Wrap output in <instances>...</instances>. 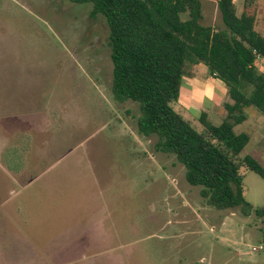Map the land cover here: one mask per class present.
<instances>
[{
	"label": "rangeland",
	"instance_id": "374dc122",
	"mask_svg": "<svg viewBox=\"0 0 264 264\" xmlns=\"http://www.w3.org/2000/svg\"><path fill=\"white\" fill-rule=\"evenodd\" d=\"M202 1V23L219 26L216 1ZM233 1L239 13L242 0ZM91 8L0 0V147L11 150L21 134L36 149L25 177L42 175L27 189L37 246L54 264H264V220L205 205L183 165L154 150L155 136L137 133L138 103L114 101L108 26ZM253 11L264 35V0ZM256 66L264 71V60ZM194 111L181 114L193 121ZM244 114V151L264 166V117L252 106ZM243 185L253 207L264 205L262 177L244 170ZM7 244L4 258L15 264L17 245ZM38 263L52 261L29 264Z\"/></svg>",
	"mask_w": 264,
	"mask_h": 264
},
{
	"label": "trees",
	"instance_id": "16d2710c",
	"mask_svg": "<svg viewBox=\"0 0 264 264\" xmlns=\"http://www.w3.org/2000/svg\"><path fill=\"white\" fill-rule=\"evenodd\" d=\"M66 1L88 2L91 19L105 17L110 91L116 102L138 103L137 133L155 136L154 150L183 165L186 181L200 186L205 205L264 220V205L253 207L243 195V171L264 179V166L244 153L249 133L234 130L246 119L247 107L264 117V71L256 66L264 60V35L255 29L257 0H242L239 13L233 0H215L221 20L215 28L202 23V0ZM198 63L227 87L231 102L223 104L226 115L218 125L205 112L193 125L173 108L182 78ZM21 147L20 142L16 148Z\"/></svg>",
	"mask_w": 264,
	"mask_h": 264
},
{
	"label": "crops",
	"instance_id": "0c3cea01",
	"mask_svg": "<svg viewBox=\"0 0 264 264\" xmlns=\"http://www.w3.org/2000/svg\"><path fill=\"white\" fill-rule=\"evenodd\" d=\"M183 78L186 79V83L184 87L181 83L177 99L179 111L190 112L192 106V108H195L193 118L197 117L201 112H205L214 125L220 124L226 115L223 104L231 102L226 85L209 73L207 66L202 63L191 66ZM243 122L234 126L235 132L244 131L242 128ZM22 138L25 139L26 137H22L20 134L17 137L15 136L14 140L17 139L21 142ZM29 139L33 140L31 137ZM17 140L14 142V147L11 150H6L9 147L7 144L2 148L0 147V158L7 157L6 160L10 162L14 160V165L10 166H6L0 161V264H9V259L4 258L5 253L2 250L4 242H8L7 246L14 247L15 244L17 245L16 254L13 256L14 258L18 257L15 264H29L50 259L52 264H54L52 260L54 256H49L45 251L40 249L34 240V233L29 231L36 228L35 215L39 216L35 213L31 214L32 212L28 211L31 206L27 204V202H30V192L28 193L27 189L31 187L30 183L32 181L42 175H40L41 173H35L33 177H25L30 166L33 165L29 158L36 154V149L33 150V148L28 147L16 148L18 145ZM259 140L260 136L257 135L254 143H258ZM20 157H27V163L22 164L19 159L16 160V158ZM21 175L22 182L19 181L21 180ZM41 202L47 205L51 201L45 199V202L44 200H41ZM22 212L24 215H21ZM45 214L50 217L47 213ZM93 233L94 231L90 235Z\"/></svg>",
	"mask_w": 264,
	"mask_h": 264
},
{
	"label": "built area",
	"instance_id": "2783aa9c",
	"mask_svg": "<svg viewBox=\"0 0 264 264\" xmlns=\"http://www.w3.org/2000/svg\"><path fill=\"white\" fill-rule=\"evenodd\" d=\"M263 247L259 246L258 248L253 247V250H258V249H262Z\"/></svg>",
	"mask_w": 264,
	"mask_h": 264
}]
</instances>
